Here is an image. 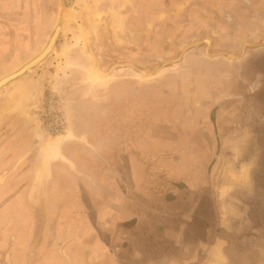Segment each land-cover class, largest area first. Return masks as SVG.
<instances>
[{
    "label": "rangeland",
    "instance_id": "1",
    "mask_svg": "<svg viewBox=\"0 0 264 264\" xmlns=\"http://www.w3.org/2000/svg\"><path fill=\"white\" fill-rule=\"evenodd\" d=\"M150 1L162 17L191 9ZM38 6L36 18L6 13L0 25L1 80L45 49L65 9L51 54L0 91V264L157 262L176 232L191 248L208 232L209 247L220 240L209 264H264V0H211L225 38L151 14L126 29L117 0ZM90 49L104 73H145L102 75ZM209 56L223 60L217 83L198 79ZM59 111L58 133L43 119ZM63 148L97 164L96 179Z\"/></svg>",
    "mask_w": 264,
    "mask_h": 264
},
{
    "label": "crops",
    "instance_id": "2",
    "mask_svg": "<svg viewBox=\"0 0 264 264\" xmlns=\"http://www.w3.org/2000/svg\"><path fill=\"white\" fill-rule=\"evenodd\" d=\"M38 1L39 0H24V1L23 0H0V25L4 22L3 19L5 18L6 13H17V12L25 11L26 13L30 14V18H36L37 15L39 14V12L41 11V10L39 11ZM175 2L177 3L178 6H181L182 3L184 2L186 4L185 5L186 11L188 10V8H191L187 13L185 11V13H186L185 17H184L185 20H182L183 18H182L181 12H176L172 9L165 12L166 15L164 14L165 16L162 17L161 16L162 10H159V11L154 10V8L152 7L153 6L152 4H154V2H151L150 0H117V5L118 6L120 5V7H119L120 10L118 11L120 14L119 17L122 19V21H123L122 25L126 29L133 30L135 27H138V28L141 27V29H143L142 27H145V25L148 22V19L146 20V17L149 16V14H151L156 19V21L158 23H161L162 19L164 21L169 20V21H172L174 23H178V25H172L173 26L172 28H174V30H178V29H182V28H188V26L191 27L192 25H195V33H193V34H196L197 36L202 34L199 32L200 30L205 31L203 33L208 34L209 33L208 31L212 29L213 32H215L217 35L220 36L219 38L224 37L223 31L226 32L225 29H223V31H220V30L218 31V26L216 25L215 22H213L211 20L212 18L209 17V11H210L209 10V4L211 3V0H175ZM22 7H23V9H22ZM178 13H181V14H178ZM178 15H180V16H178ZM29 20H31V19H29ZM182 21H185L184 24H182ZM14 22H16V20H14ZM27 22L28 21H26V23ZM154 23H156V22H154ZM223 28H225V26ZM229 37H230V35L228 33V36H226V38L230 39ZM201 55L204 57L203 53ZM196 57H198V55H196L194 59H197ZM219 59H222V58H213V57L209 56V66L208 67H210V68H205V70H203V71H205L204 73H201L200 68H198L199 66H197L196 67V69H198L197 74L199 75L198 79H200V76L203 75V76H206L205 80L210 79V83H211V81L213 83L214 82L217 83L216 81L219 80L218 79L219 77L221 78V75H223L224 71H225V69L223 68L224 67V64L222 62L223 60H219ZM221 82L223 85L225 84V80H221ZM199 87L202 88V86H199ZM213 87L214 86L212 85V88ZM116 92L113 93V88L110 86V88H109L110 96H109L107 108H109L111 111L113 108L114 101H116L114 99L118 98V97H116V95H117ZM79 123L82 125L89 124L87 121L85 122L84 117L82 118V122L80 120ZM86 131H87L86 127H83L79 131L78 137H77L79 139V141H81V139H85L86 141L88 140V139H86V136H87ZM22 133H24V131L19 133V135H22ZM85 140H83V144H84ZM35 141H37V138H35ZM20 142H21L20 145L22 146V149H24V148L27 149L28 146L31 148L30 140L21 138ZM79 143H82V142H79ZM85 143H87V142H85ZM33 147H34V143H33ZM81 147H87V146L83 145ZM92 151L94 152L95 155L98 153V150H95L94 147H93ZM61 152H63L65 159L68 160L69 164L73 165L75 168L76 167L79 168L81 166V169L83 168L82 170L84 172H86L85 169L88 170V167L91 166L92 169L88 170V171L91 172V177L94 180L96 179V172L94 171L93 168H95L97 166V164L94 165V164L88 162L85 164L86 168H84V166L82 167V165L79 166L80 163L75 157H73V159H71L66 154V150L64 148H63V150H61ZM75 155H76V153H75ZM67 156L69 159L67 158ZM70 156H73V155H70ZM36 163H37V160L35 161L33 166L28 170L29 174L33 175L38 170ZM59 165L60 166L62 165L63 167H65V166L67 167V164L59 163ZM52 171H53V169H52ZM30 187H33V185H30ZM176 234L177 235L172 234L173 241L175 242L172 245V247H173V249H172L173 254L172 255H167L165 253L162 258L159 257L157 262H150L148 260L146 261L145 257L143 256V258H142L143 260L141 261L142 262L141 264H197V263L198 264H209V260H211L210 254L214 253V252H219L216 250V248H217V246L221 245L220 240L218 242V239H217V241H216L217 244H215L212 247H209V232L207 233L206 238L204 240H200L198 242L199 244L196 248L188 247L185 244V242H184L185 233L184 232H182V233L176 232ZM259 242H260V240H259ZM100 245H101V242H100ZM94 247H95V249L98 250V247H100L99 242L94 244ZM160 248H163V247L161 246ZM149 249H155V248H149ZM220 251L224 253L223 249ZM164 252H166V251H164ZM148 253H150V252H148ZM171 257L173 258L172 260L170 259Z\"/></svg>",
    "mask_w": 264,
    "mask_h": 264
},
{
    "label": "water",
    "instance_id": "3",
    "mask_svg": "<svg viewBox=\"0 0 264 264\" xmlns=\"http://www.w3.org/2000/svg\"><path fill=\"white\" fill-rule=\"evenodd\" d=\"M63 8V7H62ZM65 9L62 10V16L60 17L59 23L57 24L47 46L45 47V49L35 58H33L32 60H30L28 63H26L24 66H22L20 69H18L16 72L2 78L0 80V91L6 87H8L11 83L19 80L21 77H23L24 75H26L29 71L34 70L35 68H37L39 65H41L46 58L51 54V52L53 51L56 42L62 32V30L65 27V21L63 19V15L65 14L64 12ZM207 43H209V41H207ZM90 53L92 54V56L94 57L95 61H96V68H97V72L102 74V75H106V74H111V72H113V70H117L120 68H125V67H133L136 70H138L139 72L145 73L142 70L138 69L135 65L133 64H123V65H115L113 66L107 73H104L101 68H100V64H99V59L97 58V56L93 53V51L90 49Z\"/></svg>",
    "mask_w": 264,
    "mask_h": 264
},
{
    "label": "built area",
    "instance_id": "4",
    "mask_svg": "<svg viewBox=\"0 0 264 264\" xmlns=\"http://www.w3.org/2000/svg\"><path fill=\"white\" fill-rule=\"evenodd\" d=\"M43 122L47 123V126L52 131L59 133L64 130L65 122L60 111L53 113V115L51 114V116L45 115Z\"/></svg>",
    "mask_w": 264,
    "mask_h": 264
},
{
    "label": "bare ground",
    "instance_id": "5",
    "mask_svg": "<svg viewBox=\"0 0 264 264\" xmlns=\"http://www.w3.org/2000/svg\"><path fill=\"white\" fill-rule=\"evenodd\" d=\"M67 139V138H66ZM50 143V142H49ZM224 218V217H223Z\"/></svg>",
    "mask_w": 264,
    "mask_h": 264
},
{
    "label": "flooded vegetation",
    "instance_id": "6",
    "mask_svg": "<svg viewBox=\"0 0 264 264\" xmlns=\"http://www.w3.org/2000/svg\"><path fill=\"white\" fill-rule=\"evenodd\" d=\"M124 247H126V246H124Z\"/></svg>",
    "mask_w": 264,
    "mask_h": 264
}]
</instances>
